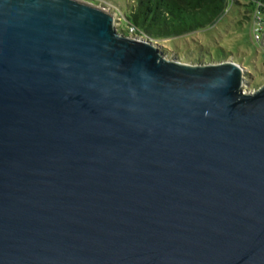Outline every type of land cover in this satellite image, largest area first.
Listing matches in <instances>:
<instances>
[{"label":"water","instance_id":"water-1","mask_svg":"<svg viewBox=\"0 0 264 264\" xmlns=\"http://www.w3.org/2000/svg\"><path fill=\"white\" fill-rule=\"evenodd\" d=\"M160 45L0 0V264H264V84Z\"/></svg>","mask_w":264,"mask_h":264},{"label":"rangeland","instance_id":"rangeland-1","mask_svg":"<svg viewBox=\"0 0 264 264\" xmlns=\"http://www.w3.org/2000/svg\"><path fill=\"white\" fill-rule=\"evenodd\" d=\"M99 7H109L115 14L119 31L131 28L127 15L136 0H84ZM253 10L250 0H229L223 17L213 26L174 40H155L169 56L185 62H215L234 59L249 71L245 89L256 90L264 84V46L256 44L252 32Z\"/></svg>","mask_w":264,"mask_h":264},{"label":"trees","instance_id":"trees-1","mask_svg":"<svg viewBox=\"0 0 264 264\" xmlns=\"http://www.w3.org/2000/svg\"><path fill=\"white\" fill-rule=\"evenodd\" d=\"M250 6L264 16V0H250ZM228 7L229 0H136L126 17L133 34L174 40L215 25Z\"/></svg>","mask_w":264,"mask_h":264},{"label":"built area","instance_id":"built-area-1","mask_svg":"<svg viewBox=\"0 0 264 264\" xmlns=\"http://www.w3.org/2000/svg\"><path fill=\"white\" fill-rule=\"evenodd\" d=\"M132 34L134 33V28L131 27ZM252 32L254 36V41L256 44L261 45L264 36V16L260 7L253 14L252 18ZM245 88V87H244Z\"/></svg>","mask_w":264,"mask_h":264}]
</instances>
